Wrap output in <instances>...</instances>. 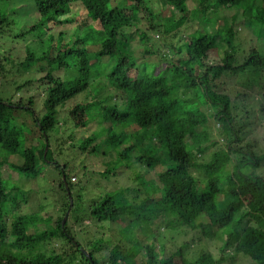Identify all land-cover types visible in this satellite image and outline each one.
I'll list each match as a JSON object with an SVG mask.
<instances>
[{"label":"trees","instance_id":"1","mask_svg":"<svg viewBox=\"0 0 264 264\" xmlns=\"http://www.w3.org/2000/svg\"><path fill=\"white\" fill-rule=\"evenodd\" d=\"M16 1L20 2L0 0ZM31 1L41 19L18 37L32 34L39 36L38 41L43 45L48 43L42 53L27 56L32 64L39 63L37 72L43 74L40 82L47 85L44 114L17 124L13 115L16 107L11 109L8 106L13 105L11 102L0 99V149L7 156L21 153L23 162L14 168L29 177H38L42 163L55 165L50 134L59 126L58 108L79 94L92 91L93 100L87 98L86 103L74 106L72 112L92 113L100 123L98 129L79 143H69V147L88 154L103 149L107 155L111 150L118 160H126L137 152L135 160L155 172V187L139 190L140 194L142 191L147 194L139 206L122 203V195L117 193H105L84 204L81 195L74 197L73 184L77 179L70 180L65 167L56 164L59 170L57 215L52 218L51 231L42 234L37 215L8 218L10 190L3 178L6 160L2 159L0 264H235L240 256L249 260V264H264V176L257 171L264 170V153L254 152L251 144L243 146L244 139L235 128L234 100L227 87L231 78H241L243 85L249 84L253 76L261 78L264 53L253 49L243 63H238L235 55L229 53L221 62H211L210 53L221 37L203 33L201 29L196 31V36L191 34L194 25L191 23L198 22L212 7L210 3L205 4L208 0H202L194 11L189 8L190 0H160L166 13L170 8L176 12L168 16L164 26L153 22L156 19L153 10L145 12L144 0ZM215 1L214 13L222 6L241 5L249 0ZM257 1L252 0L256 12L247 3L243 15L251 26V33L260 38L264 36V0H259L263 5ZM141 12L147 13L149 19L141 17ZM73 13L75 18L71 17ZM144 18L149 28L140 30L138 25ZM10 25L7 15L0 14V30ZM160 27L162 30H158ZM182 27H186L187 33ZM156 31L162 35L164 32L167 39L154 47L150 45L149 34ZM233 38L234 30L230 26L223 40L230 44ZM138 48L143 49L141 58L136 56ZM148 56L156 61L148 62ZM5 67L0 58L1 78L6 73ZM62 71L73 77L62 79ZM95 89L97 92L93 95ZM108 91L111 93L107 94ZM210 118L228 129L225 136L229 145L224 157L216 152L209 163H203L202 157L209 145L216 144H209L206 137ZM87 122L75 126H87ZM106 123L110 125L105 126ZM28 127L42 140L47 139L46 158V145L36 149L34 138L37 136L34 132L27 134ZM100 131L103 134L97 135ZM23 136L26 137L23 139ZM30 136H34L31 141ZM100 137L104 139L99 141ZM235 142L238 147H231ZM241 151L244 156L229 170L230 157ZM248 169L250 172H245ZM225 173L227 179L222 185ZM223 196L231 199L227 202L224 198L225 207L218 201ZM86 220L98 233L104 231L94 245L90 241L85 246L73 231L75 224ZM106 223L124 224L126 227L121 228H127L126 233L119 230L115 239L106 237ZM169 231L181 237L194 232L199 243L225 237L219 247L221 255L201 249L196 258H188L195 238L184 240L168 251L163 240ZM55 242L57 247L45 250ZM97 254L103 258H97Z\"/></svg>","mask_w":264,"mask_h":264},{"label":"rangeland","instance_id":"2","mask_svg":"<svg viewBox=\"0 0 264 264\" xmlns=\"http://www.w3.org/2000/svg\"><path fill=\"white\" fill-rule=\"evenodd\" d=\"M201 1L202 0H190L189 8L194 11ZM210 1L211 0H208L207 3H205H210L212 6L208 9V12L204 13L198 22L193 21L191 23L194 24L191 34H195L196 31L198 32L201 29L203 33H216L221 37L215 49L210 53L209 57L211 62L217 64L229 53L235 55L238 63H243L253 49H257L264 53V36L259 38L258 34L253 35L251 33V26L248 22H245L243 15V10L247 6V3H249V5L252 4V11H254V13L256 12L257 7H254L252 0H249L248 2L243 1L241 5L222 6L220 11L215 13L216 1ZM144 2V7H147V11L145 12L153 10V12L156 13V19L153 22L158 25L160 24V26L166 25L168 22V16L173 15L175 12L173 8H170L167 9L168 12L166 13L160 0H144ZM257 4L263 5L259 0L257 1ZM163 13L166 15H163ZM0 14L7 15L8 20L11 22V25L8 28H3L5 31H3V29L0 30V58L3 60L4 66H6V73L2 78L0 77V99L11 102L13 105H8L12 107L11 109L16 107L13 115L16 119V123L20 124L23 121H31L33 116L40 117L44 114L47 85L43 81L40 82L43 74L37 72L39 63L32 64L33 61H27V56L30 53L34 55L42 53L44 47L48 43L43 45L42 42L38 41L39 36H32V34L18 37L19 34L28 31L41 19L39 13H37L35 9L33 1L20 0V2H0ZM139 15L149 19L147 13L141 12ZM75 16V13H73V16L71 17L75 18ZM157 16L164 17L160 19ZM230 26L233 27L234 38L231 43L228 44L223 38L226 30ZM147 28H149V23L148 20L144 18V21L138 25V29L146 30ZM158 30H162V28L160 27ZM181 30L184 33H187L186 27H182ZM141 34L142 33L139 32L140 38L142 37ZM149 35L152 40L150 45H153L154 47H157L158 45L156 44L163 43L167 39L164 32L163 35L158 31L151 32ZM170 36L171 35H169L168 38L169 40ZM194 36H196V34ZM138 40L139 38L137 36V42ZM163 47L164 45L161 46V48ZM163 50L168 51L166 50V47H164ZM142 51V48H138L136 56L140 58L143 57ZM146 60L148 62L156 61V59L151 56H148ZM140 68H143V66L141 65ZM62 72L63 75L60 73L62 79L73 77V74L71 73L67 75V71ZM231 79L232 80L228 82L227 87L234 100L233 112L235 113V116H237L235 128L236 130L239 129L240 135L244 139L243 146L251 144L253 145L254 152L264 153L263 72L261 78L258 76L249 78L250 83L246 85H243V80L241 78ZM93 89L94 88L91 90ZM96 92L97 89H95L93 95L94 93L96 94ZM108 93L110 94L111 91H108L107 94ZM90 96H92V91L83 92L58 108L59 126H57L50 134L52 146L51 151L54 159L53 163L65 167L64 172L70 180L73 177L77 179L73 184L74 197L76 198L81 195L84 204H87L93 199H97L105 193H117L119 196L122 195V203L126 205L136 204L139 206L141 205L142 200L147 197L145 191H142L143 193L140 194L139 190L145 189L148 191L150 188L155 187L153 183L155 172H153L145 163L135 160V157H137L136 155L138 154L137 152H134L132 156L126 160H118L115 153H111V150H109V154L107 155H105L104 152L106 151H103V149H100L99 153L88 154L69 147L72 143H79L85 137L93 135L94 131L98 129L100 123L97 119L92 117V113L87 114L83 111L72 112L74 106L86 103L87 98L93 100ZM30 102H32V106H30ZM20 105H22V107H20ZM23 107L26 109H19ZM28 108L30 110H27ZM82 121H88L87 126H75ZM31 125L33 126L32 123ZM109 125V123H106L105 126ZM206 126L208 128V134L211 137L210 139L208 135L206 136L209 144H212L213 142H216V144L209 145L211 147L202 157L203 163H209L211 157L216 152L220 153V157H224L228 151L227 148L229 145L228 142L226 143L227 137L225 136L228 129L224 125L215 119L210 118ZM117 130L120 129L118 128ZM199 131L201 134L203 133L201 130ZM33 132L37 137L34 138V136H30V141L32 140L31 138L36 139L34 140L36 149H41L44 144L47 145V139L42 140V138H39L40 136L32 127L27 128V134L33 135ZM100 134L102 135L103 132L100 131V133H97V135ZM25 137L26 136H23V139ZM70 138L72 140H69ZM103 139L104 137H100L98 140L100 141ZM230 146L237 148L238 144L235 142ZM243 153L244 151H241L239 154L234 153V155L230 157L231 163L228 165L229 170L233 168L234 163L237 162L240 157L244 156ZM248 158L253 159L251 156ZM2 159L6 160V164L2 169L3 178L10 190V200L6 207L7 211L10 213L8 218L13 220L18 215L34 214L39 217L38 227L40 232L45 234L46 232L51 231V226H53L52 218L57 215L56 200L58 196L57 188L59 185L57 180L59 176L58 168H56L54 164L42 163L40 167L41 173L38 177L32 178L26 174L20 173L14 168V166L23 162L21 153L7 156V154L0 149V161ZM262 166H264V164H262ZM252 170H254V168H252ZM107 171L108 173L106 174L105 172ZM257 171L260 175L264 176V170L262 168ZM245 172H250V169ZM224 179H227V174L226 177L221 179L222 185L225 183ZM142 183L143 185H141ZM224 198H226L227 202L231 200L227 196H223V198L220 197L218 201L220 202L219 205L221 207H225L226 203H224ZM245 200L249 205L250 202L247 201V199ZM17 206H19V208L16 210ZM81 207L86 208L83 204H81ZM125 222L126 225L129 223L128 220ZM123 225L106 223V237L115 239L118 235H116V233L119 230L126 233L125 231L127 228L122 229L124 226L126 227V225ZM75 226L73 231L78 240H80L85 246H87L86 243L90 241L91 244L94 245V243L99 240L98 237H102V233H104V231L98 233V229L90 224L88 220L82 224H75ZM105 235L103 237H105ZM196 235L194 232H190L188 236L181 237L178 236L176 232L172 233V231H169L166 232V238L163 241L167 243L168 251H173V249L181 245L184 240L191 241L195 238L196 243L188 252V258H196L198 256V251L201 249L209 250L215 256L220 257L221 254L219 252V247L223 244L225 237L222 240L218 239L199 243L197 242ZM130 237L132 238L134 235H131ZM149 241H151V239H149ZM57 246L58 243L55 242L52 246H47V249L45 248V250H51ZM104 251H106V249H104ZM96 256L99 259L103 258V255L101 254H97ZM142 256H144V252H142ZM249 263V260L240 256L235 264Z\"/></svg>","mask_w":264,"mask_h":264},{"label":"water","instance_id":"3","mask_svg":"<svg viewBox=\"0 0 264 264\" xmlns=\"http://www.w3.org/2000/svg\"><path fill=\"white\" fill-rule=\"evenodd\" d=\"M48 149H49V145H48V143H47V145H46V147H45V156H44L45 158H46V153H47ZM63 178L65 179L64 176H63ZM66 188H67V185H66ZM67 190H68V188H67ZM69 198H70V200H71V205H72L73 203H72V197H71L70 192H69ZM69 213H70V210L67 212L66 216L64 217V219H63V224H65V222H66V220H67V218H68ZM92 264H94V263L92 262Z\"/></svg>","mask_w":264,"mask_h":264}]
</instances>
